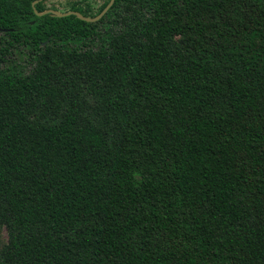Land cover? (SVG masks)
Segmentation results:
<instances>
[{
  "label": "trees",
  "instance_id": "16d2710c",
  "mask_svg": "<svg viewBox=\"0 0 264 264\" xmlns=\"http://www.w3.org/2000/svg\"><path fill=\"white\" fill-rule=\"evenodd\" d=\"M34 1L0 0V264H264V0Z\"/></svg>",
  "mask_w": 264,
  "mask_h": 264
},
{
  "label": "rangeland",
  "instance_id": "374dc122",
  "mask_svg": "<svg viewBox=\"0 0 264 264\" xmlns=\"http://www.w3.org/2000/svg\"><path fill=\"white\" fill-rule=\"evenodd\" d=\"M80 0H42L43 7L45 10H53L61 13L70 11V6ZM106 0H88L90 4V15H97V11L101 4ZM8 240L7 231L3 227L0 229V248L6 244Z\"/></svg>",
  "mask_w": 264,
  "mask_h": 264
},
{
  "label": "water",
  "instance_id": "95a60500",
  "mask_svg": "<svg viewBox=\"0 0 264 264\" xmlns=\"http://www.w3.org/2000/svg\"><path fill=\"white\" fill-rule=\"evenodd\" d=\"M114 0H109L108 3L104 6V8L100 11V13L95 16V17H85V16H82L80 13L78 12H75V11H68V12H64V13H61V12H58V11H53V10H45L43 12H37L34 10L35 14L37 16H40V15H43V14H51L53 16H57V17H64V16H68V15H74L76 16L78 19L82 20V21H85V22H95L97 20H99L106 12L107 10L112 6ZM37 3V0L34 1L32 3V6L34 7V4ZM5 30L3 29H0V32H4Z\"/></svg>",
  "mask_w": 264,
  "mask_h": 264
}]
</instances>
